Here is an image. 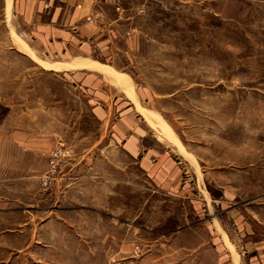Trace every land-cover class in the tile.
<instances>
[{
    "label": "rangeland",
    "instance_id": "1",
    "mask_svg": "<svg viewBox=\"0 0 264 264\" xmlns=\"http://www.w3.org/2000/svg\"><path fill=\"white\" fill-rule=\"evenodd\" d=\"M7 3L0 0V264H264V0L105 5V50L94 47L95 61L115 69L79 67L99 69L112 93L135 103L113 135L90 115L81 91L60 80L63 70L50 67L64 64L22 52ZM104 16L98 9L86 23ZM125 139L158 147L149 156L167 161L165 180L147 182L132 166L140 188L130 211L116 215L122 228L114 240L110 229L86 262L79 250L92 215L55 191L66 166L49 194L40 180L56 146L71 149L66 164L125 158Z\"/></svg>",
    "mask_w": 264,
    "mask_h": 264
},
{
    "label": "crops",
    "instance_id": "2",
    "mask_svg": "<svg viewBox=\"0 0 264 264\" xmlns=\"http://www.w3.org/2000/svg\"><path fill=\"white\" fill-rule=\"evenodd\" d=\"M117 1L11 0L15 21L14 32L23 40L22 52L26 55L33 53L39 58L45 56L41 60L52 64L70 63L72 66L78 59H92L91 57H94L92 60L95 61L97 53L94 47L101 55H104L103 50H105L100 47L99 42L100 35H104L101 21H107L106 9L103 7L105 5L115 7ZM3 2L7 7V0ZM98 9L103 10L105 16L98 19L99 24L92 26L87 24L86 18ZM21 26L24 30H20ZM17 49L19 48L12 47L13 52L19 53ZM26 49L28 51H25ZM33 61L36 63L35 59ZM96 62L115 69L109 62L99 59ZM70 64L69 67L60 68L63 70L60 72V80L71 83L81 91L89 106L90 115L104 126L108 135H113L116 121H120L124 115L121 112L135 103L125 94L112 93L107 87L114 84L99 69L79 66L71 68ZM118 126L124 127V123L120 122ZM108 143L116 146V143ZM139 146V143L128 142V139H125L121 148L127 155L126 159L87 157L69 160L65 164L62 180L57 182L55 187L58 199L59 197L74 198V206L82 208L81 214L92 215L91 218L84 219L86 229L82 227L83 231L89 229L91 233V235H88V232L83 234V243L79 250L81 254L87 255L83 257V261L95 260L94 257L100 253L103 246L102 241L109 236V230L112 229L110 235L114 240L116 229L122 228L121 225L116 224V215L130 211L133 188H140L137 184L138 180L133 176V165L134 170L146 177L147 182L158 185V182L163 184L165 180L164 171L167 161L164 158L149 156V150L157 151L158 147ZM133 152L139 154V157L133 159ZM72 204L73 202L70 203L71 206ZM123 221L126 223L125 218ZM100 229H103V233L99 232ZM100 234L104 237L100 242H96L95 239L98 237L95 236ZM113 240H110L109 247L105 245L104 254H109L110 248H114ZM113 252L116 250L114 249Z\"/></svg>",
    "mask_w": 264,
    "mask_h": 264
},
{
    "label": "built area",
    "instance_id": "3",
    "mask_svg": "<svg viewBox=\"0 0 264 264\" xmlns=\"http://www.w3.org/2000/svg\"><path fill=\"white\" fill-rule=\"evenodd\" d=\"M71 149L64 146H56L49 156L48 170L44 173L40 180V191L43 194H49L54 188V182L57 179L62 167L65 165V160L70 156ZM114 264H133L131 261L125 262L122 260Z\"/></svg>",
    "mask_w": 264,
    "mask_h": 264
},
{
    "label": "bare ground",
    "instance_id": "4",
    "mask_svg": "<svg viewBox=\"0 0 264 264\" xmlns=\"http://www.w3.org/2000/svg\"><path fill=\"white\" fill-rule=\"evenodd\" d=\"M93 62H96V61H91V62L88 61V62H87V61H85V60H79V59H78L77 61H75V64L72 65V66L76 67V66H79V65L81 64V65H85V66H88V67H89V64H92ZM69 64H70V63H69ZM69 64H68V65H67V64H66V65H65V64H64V65H55V66H50V67H53V68H54V67H55V68L69 67ZM92 65H93V64H92ZM72 66H71V64H70V67H72ZM107 72H109V74L112 75V77L116 79V76H117V75H116L115 72H113V71H111V70H110V71H107ZM120 78H121V81H122V82H123V79L125 80V78H123V77H120ZM237 263H238V262H237Z\"/></svg>",
    "mask_w": 264,
    "mask_h": 264
}]
</instances>
